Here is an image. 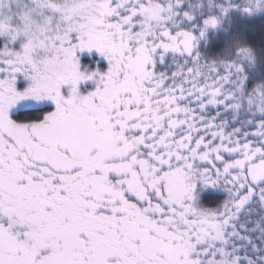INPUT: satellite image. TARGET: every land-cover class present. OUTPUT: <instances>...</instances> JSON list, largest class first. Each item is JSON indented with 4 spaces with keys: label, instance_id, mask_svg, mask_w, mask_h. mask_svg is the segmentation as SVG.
Returning <instances> with one entry per match:
<instances>
[{
    "label": "snow or ice",
    "instance_id": "obj_1",
    "mask_svg": "<svg viewBox=\"0 0 264 264\" xmlns=\"http://www.w3.org/2000/svg\"><path fill=\"white\" fill-rule=\"evenodd\" d=\"M163 3L73 0L39 45L0 36V264H264L239 223L264 204V86L195 47L264 0ZM221 183L222 210L200 209Z\"/></svg>",
    "mask_w": 264,
    "mask_h": 264
},
{
    "label": "trees",
    "instance_id": "obj_2",
    "mask_svg": "<svg viewBox=\"0 0 264 264\" xmlns=\"http://www.w3.org/2000/svg\"><path fill=\"white\" fill-rule=\"evenodd\" d=\"M149 2L158 5L159 8L166 7L163 0H149ZM233 2L239 4L243 0H233ZM192 3L195 4L196 0H192ZM203 18H207V13L204 14ZM203 18L199 20L201 25H203ZM197 35H199L198 32ZM195 47L201 57V65L214 64L219 68V76L216 79H220L227 74L228 70L224 67L225 63L236 62V67H239L242 63L243 86L246 95L252 93L253 89L258 86H264V11L248 13L245 12L243 7L232 9L227 15L219 18L218 26L214 28L207 27L205 36L196 41ZM245 52L247 55H245ZM169 59L171 58L169 57ZM167 67L168 65L165 62H161L159 71H166ZM159 74L158 72L157 75ZM210 82L211 78H208L205 83ZM162 99H167V97ZM43 110L47 111L49 109L45 108ZM35 115L34 112L17 111L15 118L23 119L26 116ZM250 118L259 117H252L246 111V106L241 108L239 119L243 121ZM226 189L229 188L220 189L212 185H197L195 203L205 211L222 210L225 202L229 201V192H226ZM239 223L246 224L250 230L246 234L259 245V238L264 235L260 232L261 229H264V204L259 199L254 198L245 213L241 214ZM247 249L249 251L251 245H248ZM255 254L260 255L262 253L256 252Z\"/></svg>",
    "mask_w": 264,
    "mask_h": 264
},
{
    "label": "rangeland",
    "instance_id": "obj_3",
    "mask_svg": "<svg viewBox=\"0 0 264 264\" xmlns=\"http://www.w3.org/2000/svg\"><path fill=\"white\" fill-rule=\"evenodd\" d=\"M72 2L73 0H0V36L16 38L22 44L31 41L34 45H39L46 33L55 32L57 22L65 14L63 6L71 5ZM151 4L159 8L158 5ZM17 86L22 88L25 83L18 80ZM24 107L25 105H21V109ZM216 187L226 188L223 183ZM211 223L215 222H210L209 227ZM255 253L251 249L247 252L249 256H258Z\"/></svg>",
    "mask_w": 264,
    "mask_h": 264
}]
</instances>
